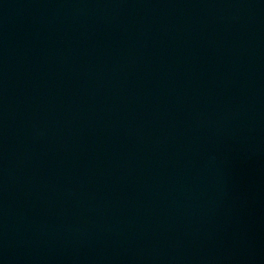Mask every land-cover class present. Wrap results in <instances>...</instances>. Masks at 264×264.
<instances>
[{
  "label": "water",
  "instance_id": "95a60500",
  "mask_svg": "<svg viewBox=\"0 0 264 264\" xmlns=\"http://www.w3.org/2000/svg\"><path fill=\"white\" fill-rule=\"evenodd\" d=\"M0 264H264V0H0Z\"/></svg>",
  "mask_w": 264,
  "mask_h": 264
}]
</instances>
